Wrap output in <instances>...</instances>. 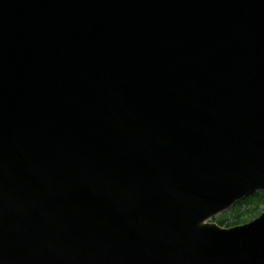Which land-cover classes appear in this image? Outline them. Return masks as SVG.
<instances>
[{"label": "water", "instance_id": "95a60500", "mask_svg": "<svg viewBox=\"0 0 264 264\" xmlns=\"http://www.w3.org/2000/svg\"><path fill=\"white\" fill-rule=\"evenodd\" d=\"M264 0H0V264H264Z\"/></svg>", "mask_w": 264, "mask_h": 264}, {"label": "trees", "instance_id": "16d2710c", "mask_svg": "<svg viewBox=\"0 0 264 264\" xmlns=\"http://www.w3.org/2000/svg\"><path fill=\"white\" fill-rule=\"evenodd\" d=\"M261 207H264V193H258L256 196L247 198L242 202L237 203L235 209L239 210L234 213L232 217L234 219L232 221H235L236 223L246 222L250 216L257 215Z\"/></svg>", "mask_w": 264, "mask_h": 264}, {"label": "rangeland", "instance_id": "374dc122", "mask_svg": "<svg viewBox=\"0 0 264 264\" xmlns=\"http://www.w3.org/2000/svg\"><path fill=\"white\" fill-rule=\"evenodd\" d=\"M239 209H235V210H233V211H231V212H229L228 214H224L223 216H221L219 219H225L226 220V222H227V224L228 225H234L236 222L235 221H232L234 218H232L233 217V215H234V213H236L237 211H238ZM242 210V209H241ZM254 218H256V217H254V216H250V220L249 221H251L252 219H254Z\"/></svg>", "mask_w": 264, "mask_h": 264}]
</instances>
